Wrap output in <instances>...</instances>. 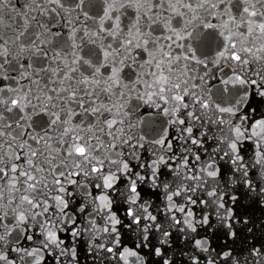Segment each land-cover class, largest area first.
Masks as SVG:
<instances>
[{
	"label": "water",
	"instance_id": "95a60500",
	"mask_svg": "<svg viewBox=\"0 0 264 264\" xmlns=\"http://www.w3.org/2000/svg\"><path fill=\"white\" fill-rule=\"evenodd\" d=\"M256 81L264 0H0V232Z\"/></svg>",
	"mask_w": 264,
	"mask_h": 264
},
{
	"label": "snow or ice",
	"instance_id": "6c2138e0",
	"mask_svg": "<svg viewBox=\"0 0 264 264\" xmlns=\"http://www.w3.org/2000/svg\"><path fill=\"white\" fill-rule=\"evenodd\" d=\"M226 105L78 179L46 227L0 232V264H264V82Z\"/></svg>",
	"mask_w": 264,
	"mask_h": 264
}]
</instances>
